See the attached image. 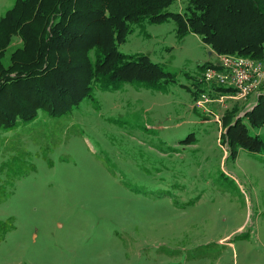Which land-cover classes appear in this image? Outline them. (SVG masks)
Listing matches in <instances>:
<instances>
[{
    "label": "rangeland",
    "instance_id": "obj_1",
    "mask_svg": "<svg viewBox=\"0 0 264 264\" xmlns=\"http://www.w3.org/2000/svg\"><path fill=\"white\" fill-rule=\"evenodd\" d=\"M13 5L0 0V18ZM132 29L118 51L173 84L94 86L76 107L0 129V264H264V152L232 156L222 122L256 97L219 101L202 80L215 54L174 21ZM249 134L264 140V125Z\"/></svg>",
    "mask_w": 264,
    "mask_h": 264
},
{
    "label": "trees",
    "instance_id": "obj_2",
    "mask_svg": "<svg viewBox=\"0 0 264 264\" xmlns=\"http://www.w3.org/2000/svg\"><path fill=\"white\" fill-rule=\"evenodd\" d=\"M176 1L14 0L0 18V129L29 123L39 110L55 114L76 107L94 86L161 91L173 84L174 75L147 56L118 51L132 28L143 23L172 20L178 37L197 35L213 54L262 61L264 0H183L181 12L168 11ZM13 38L21 46L5 64ZM238 107L222 118L231 155L235 148L263 153L264 140L250 135L249 128L264 125V87L241 117Z\"/></svg>",
    "mask_w": 264,
    "mask_h": 264
},
{
    "label": "built area",
    "instance_id": "obj_3",
    "mask_svg": "<svg viewBox=\"0 0 264 264\" xmlns=\"http://www.w3.org/2000/svg\"><path fill=\"white\" fill-rule=\"evenodd\" d=\"M215 63H211L202 75V80L212 86L213 94L218 100L244 101L250 95L257 97L264 87V62L237 55H216ZM219 89H227V92ZM211 94L201 95V99L195 103L203 106L205 102L212 101ZM215 102V101H213ZM217 121H219L217 119Z\"/></svg>",
    "mask_w": 264,
    "mask_h": 264
},
{
    "label": "crops",
    "instance_id": "obj_4",
    "mask_svg": "<svg viewBox=\"0 0 264 264\" xmlns=\"http://www.w3.org/2000/svg\"><path fill=\"white\" fill-rule=\"evenodd\" d=\"M213 53L211 52V55H212Z\"/></svg>",
    "mask_w": 264,
    "mask_h": 264
}]
</instances>
